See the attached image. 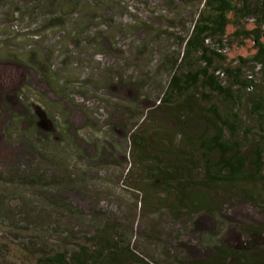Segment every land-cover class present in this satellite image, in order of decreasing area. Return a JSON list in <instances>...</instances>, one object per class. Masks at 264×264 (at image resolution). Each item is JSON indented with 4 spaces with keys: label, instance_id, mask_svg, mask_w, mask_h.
I'll return each instance as SVG.
<instances>
[{
    "label": "rangeland",
    "instance_id": "1",
    "mask_svg": "<svg viewBox=\"0 0 264 264\" xmlns=\"http://www.w3.org/2000/svg\"><path fill=\"white\" fill-rule=\"evenodd\" d=\"M202 2L0 0V190H13L0 192V245L14 255L27 233H40L47 246L92 250L91 238L115 239L114 229L129 226L137 237L131 242L135 252L153 264H167L141 233L154 235L159 251L176 255L181 244L197 246L199 232L212 229L205 219L202 230L188 232L187 220L168 216V209H180L177 198L165 193L156 171L151 177L146 172L201 163V148L188 138L213 133L181 109L183 97L167 91L174 73L202 68L199 54L181 61L182 40ZM241 25L253 28L247 19ZM233 32L228 25L223 59L215 57L213 67L240 65L245 78L252 63L241 65L239 58H250L255 48L251 38ZM216 41L208 38L205 44ZM218 80L227 84L229 77ZM256 81L258 87L243 92L235 105L246 152L264 146V121L250 112L256 97L264 96V76ZM201 94L209 97L199 101L205 118H213L208 110L231 112V102L198 86L197 101ZM39 118L42 128L34 124ZM190 183V199L213 208L240 239L232 244L234 258L215 252L193 259L195 264H235L245 251L264 248L263 183H242L240 191L232 187L236 195L228 187ZM240 193L258 201L238 198Z\"/></svg>",
    "mask_w": 264,
    "mask_h": 264
},
{
    "label": "trees",
    "instance_id": "2",
    "mask_svg": "<svg viewBox=\"0 0 264 264\" xmlns=\"http://www.w3.org/2000/svg\"><path fill=\"white\" fill-rule=\"evenodd\" d=\"M202 3L203 9L199 12L189 34L182 40L184 47L181 55V61H183L191 54H199L198 59L202 62V68L194 72L174 73L168 83L167 91L168 94L174 92L183 97L180 103L181 109L186 111L187 115L203 121L213 133L208 138L203 136L195 139L188 138L191 145L201 148V163L192 165L190 168L178 163L170 170L151 167L146 172L147 177H151V172L156 171L157 179L159 177L161 183L165 184V193L177 198L180 209L178 211L168 209V212L170 211L167 213L168 216L181 221L187 220L190 225L189 229H191L188 232L194 233L202 230L200 222H204L205 219L211 222L212 229L209 232L205 230L199 232L197 246L181 244V247L179 245L181 249H177L176 255H170L165 250L159 251V245L153 238L154 235L141 233L143 236L141 240L156 248L154 250L156 258L165 259L167 264H188V261L195 264L197 262L193 259L207 255L214 256L215 252L222 258H232L235 252L232 250V244L236 246L240 244L237 232L229 228L226 220H223L219 213L199 201L190 199L187 190L193 179L196 181L194 183L196 188L217 189L216 187H219L223 191L228 187L233 195L238 194L234 192L239 190L242 183L261 182L264 184V146L262 143L256 144L254 150L244 151V145L238 137L240 121L235 111V105L239 103L241 94L243 92L252 93L258 87L256 78L259 75L264 76V0H203ZM241 19L251 21L252 30L246 31L241 25ZM230 24L234 28L232 35L251 38L255 48V54L250 58H239L241 65L252 63V70L245 78L242 77L243 71L240 65L231 70L228 68L217 70L213 67L215 57L223 59L221 55L224 48L222 38ZM214 37L217 38L216 46L211 43L205 44L208 38ZM225 74L227 78L229 77V82L222 84L218 80V75L225 78ZM198 86L219 96L223 102H231L233 105L231 112L220 114L214 110H208L213 118H205L206 116L201 114L202 108L199 106V101L209 97L201 94V99L197 101ZM192 89L196 92H189ZM250 112L257 114L264 121V96L256 97L250 106ZM39 125L42 126L41 121ZM226 131H228V138ZM246 135H248L247 132L242 139L245 140ZM213 154H216L215 159H212ZM140 155H143L142 151ZM34 182L33 179L29 181L30 185ZM19 183L22 184L21 181ZM232 187H235V190H232ZM0 192L1 194L6 192L12 194L13 190L6 191L2 187ZM239 195L238 198L247 199L245 194L240 193ZM245 201L256 204L258 200ZM141 209L142 203H140ZM105 230H108V226ZM114 232L117 236L115 239L108 236L91 238L89 241L94 242L96 246L92 250L85 246H78L77 250L72 252H67L59 245H45L40 233L30 235L27 233L24 237L27 241L23 244L22 251L14 255L0 245V264H153L135 252L136 250L132 247L131 242H135L137 238L132 227L122 229L118 227L114 229ZM204 249L208 250V254H202L201 250ZM240 257L241 260L235 257L238 260L235 264H264V248L245 251ZM179 259L184 261L179 262Z\"/></svg>",
    "mask_w": 264,
    "mask_h": 264
},
{
    "label": "flooded vegetation",
    "instance_id": "3",
    "mask_svg": "<svg viewBox=\"0 0 264 264\" xmlns=\"http://www.w3.org/2000/svg\"><path fill=\"white\" fill-rule=\"evenodd\" d=\"M39 121H40V118H39V119H38V120H37V121H36L34 124H35V125H37L38 127L42 128V126H40V125H39ZM34 124H32V126H33ZM52 129H53V128L46 127V130H47V131H52ZM38 134H40V131H39V133H38ZM38 134H35V133H34V135H33V136H34V137H37V136H38Z\"/></svg>",
    "mask_w": 264,
    "mask_h": 264
}]
</instances>
